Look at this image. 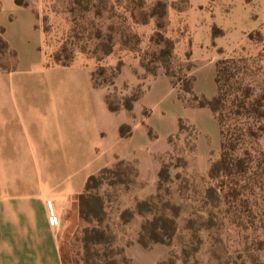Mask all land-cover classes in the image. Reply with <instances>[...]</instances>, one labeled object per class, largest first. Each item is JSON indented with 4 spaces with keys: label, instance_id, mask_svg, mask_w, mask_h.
<instances>
[{
    "label": "rangeland",
    "instance_id": "1",
    "mask_svg": "<svg viewBox=\"0 0 264 264\" xmlns=\"http://www.w3.org/2000/svg\"><path fill=\"white\" fill-rule=\"evenodd\" d=\"M49 1L48 11L61 15L64 25L49 26L48 66L53 61L68 65L77 51L97 61L116 41L131 46L138 41L119 8L121 0ZM15 2L27 5V0ZM127 5L136 7L138 20L150 12L144 0H127ZM150 10L157 14L158 31L145 50L143 67L149 74L164 70L176 99L189 112L180 116L177 100L165 95L151 126L144 125L142 147L136 150L133 144L126 156L115 153L84 171L76 186L69 183L61 160L21 162L36 173L28 183L31 195L50 193L43 201L47 209L49 199L57 215L53 231L63 264H264V0H240L237 32L230 30L231 17L222 18L221 28L212 26L213 36L223 41L216 49L215 90L210 93L211 81L203 80L199 86L204 94L193 89L195 63L177 57L173 40L161 29L163 3ZM1 31L0 72L9 81L6 71L14 69L16 54ZM119 70V64L99 62L91 72L92 83L108 90L112 110L129 109L142 90L141 85L131 90L116 85ZM38 75L28 77L21 70L13 79L23 78L25 87L34 91L43 87ZM159 89L164 91L163 86ZM218 93L215 112L206 103ZM142 114L146 120L152 113L144 108ZM117 117L112 119L116 122ZM101 131L103 144L110 132L105 127ZM131 133L130 125L119 126L122 138L128 140ZM86 141L80 134L74 140L71 153L76 155L77 143L83 152L77 162L97 154ZM68 149L65 144L54 156L63 160ZM58 169L60 180L55 183ZM7 184L12 191L26 180L10 175Z\"/></svg>",
    "mask_w": 264,
    "mask_h": 264
},
{
    "label": "crops",
    "instance_id": "2",
    "mask_svg": "<svg viewBox=\"0 0 264 264\" xmlns=\"http://www.w3.org/2000/svg\"><path fill=\"white\" fill-rule=\"evenodd\" d=\"M157 2L164 5L165 23L161 29L173 40L174 54L195 63L194 91L204 94L199 84L207 80L211 81L210 93H213L216 49L223 40L213 36L212 26L221 28L222 18L231 17L234 20L230 21V30L237 32L240 0H144V7L150 11L144 20L136 19V7L121 0L119 8L138 37L135 45L116 41L112 50L97 61L94 56L77 51L68 65L53 61L49 66L52 46L46 39L51 24L61 23L63 27L62 16L48 11L49 0H27V5L0 0L1 37L16 54L14 69L6 71L9 81L1 78L4 72H0V264H63L58 236L43 201L44 194L50 193L31 195L28 183L36 173L21 162L39 164V161L61 160L68 168L69 183L76 186L84 171H91L115 153L126 156L128 147L133 144L136 150L142 147L144 125L151 126V117L159 112L158 106L165 95L172 94L173 100H177L183 112L180 116L189 112V108L176 99L170 77L164 70L149 74L143 67L145 50L150 48L152 35L158 31L157 14L150 10ZM99 62L120 65L116 85H125L127 90L141 85L140 96L129 109H110L106 87L92 83L91 72ZM21 70L26 71L28 77L39 74L43 87L30 91L23 84V78L14 80L15 72ZM53 72L56 73L53 75ZM159 86H163L165 93L159 91ZM144 108L152 113L146 120L142 114ZM102 116L109 119L104 122ZM112 116H118L116 122ZM121 124L132 128L128 140L119 135ZM103 127L110 132V138L102 144L98 135H105L101 131ZM79 134L86 142L89 140L88 149L91 152L97 149V154L77 162V156H83L78 143L76 155L71 152ZM65 144L70 146L69 153L63 160L57 159L55 152ZM58 172L59 169L54 174L55 183L60 180ZM10 175L22 176L26 184L11 186L12 191H8ZM59 186L62 187L60 183Z\"/></svg>",
    "mask_w": 264,
    "mask_h": 264
},
{
    "label": "built area",
    "instance_id": "3",
    "mask_svg": "<svg viewBox=\"0 0 264 264\" xmlns=\"http://www.w3.org/2000/svg\"><path fill=\"white\" fill-rule=\"evenodd\" d=\"M46 207L50 215L51 224L55 225L57 223V215L54 212L53 204L51 201H46Z\"/></svg>",
    "mask_w": 264,
    "mask_h": 264
},
{
    "label": "trees",
    "instance_id": "4",
    "mask_svg": "<svg viewBox=\"0 0 264 264\" xmlns=\"http://www.w3.org/2000/svg\"><path fill=\"white\" fill-rule=\"evenodd\" d=\"M219 69H220V66H219V64L217 63V72H219ZM218 74V73H217ZM217 74H216V82L218 83V76H217ZM218 98H219V93H218V95L215 97V98H213V100L212 101H208L207 103H206V105H208L209 107H211L212 108V110H214L215 112L217 111V109H216V107L213 105V102H215L216 100H218ZM218 117V121L220 120V118H219V116H217ZM94 176L92 175V176H90L89 177V179H92Z\"/></svg>",
    "mask_w": 264,
    "mask_h": 264
}]
</instances>
